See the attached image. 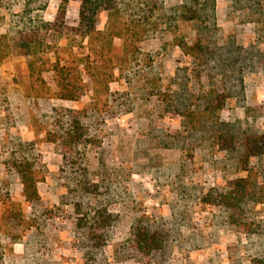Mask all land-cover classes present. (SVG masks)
I'll return each instance as SVG.
<instances>
[{
	"label": "rangeland",
	"instance_id": "rangeland-1",
	"mask_svg": "<svg viewBox=\"0 0 264 264\" xmlns=\"http://www.w3.org/2000/svg\"><path fill=\"white\" fill-rule=\"evenodd\" d=\"M82 1L0 0V264H264V0Z\"/></svg>",
	"mask_w": 264,
	"mask_h": 264
},
{
	"label": "trees",
	"instance_id": "trees-1",
	"mask_svg": "<svg viewBox=\"0 0 264 264\" xmlns=\"http://www.w3.org/2000/svg\"><path fill=\"white\" fill-rule=\"evenodd\" d=\"M188 5V7H186ZM203 5L202 2H200L199 0H186V3L184 5H182V7H186V9L180 13L181 16H183V14L190 12L193 14H198L199 12V6ZM99 6V0H83L80 4L79 7V21L78 22H85L86 24H88L87 26L90 25V28H93V18H92V14L95 13L97 7ZM47 24H51L50 22H44L43 25H47ZM90 30V29H88ZM87 30V31H88ZM25 41L22 40V44L21 47H23V43ZM60 90V95L63 98H67V99H73L76 96V91L73 88V86H71L68 83H63L58 85ZM72 128H74L72 126ZM70 133V132H68ZM72 135H76V133H72ZM244 152H245V157L248 158L249 156H258L261 154H264V133H260V134H256V133H251L245 136L244 138ZM237 186L236 190H238V188H240V193H246L245 189L243 187V185H238V183L235 185ZM156 233H149L146 230H139V233L136 235L137 237V241H139L143 247L150 249L153 248L154 246L158 245V239L155 237Z\"/></svg>",
	"mask_w": 264,
	"mask_h": 264
}]
</instances>
